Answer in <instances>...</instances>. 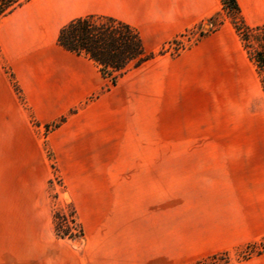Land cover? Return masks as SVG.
I'll return each mask as SVG.
<instances>
[{
    "label": "crops",
    "instance_id": "obj_1",
    "mask_svg": "<svg viewBox=\"0 0 264 264\" xmlns=\"http://www.w3.org/2000/svg\"><path fill=\"white\" fill-rule=\"evenodd\" d=\"M236 1L248 26L264 24V0ZM221 12L219 0H30L0 19V151H25L41 170L35 207L17 215L6 235L14 264H184L264 237V210L249 207L244 172L239 193L229 166L213 155L231 151V127L206 97L214 89L207 70L221 71L220 63L236 70L237 42L253 67L227 19L177 55L129 70L115 86L91 60L56 43L70 15H104L133 27L144 49L157 53ZM111 151L165 159L127 161L110 175ZM52 166L66 190L65 199H55L74 208L80 240L55 236ZM229 264H264V253Z\"/></svg>",
    "mask_w": 264,
    "mask_h": 264
},
{
    "label": "rangeland",
    "instance_id": "obj_2",
    "mask_svg": "<svg viewBox=\"0 0 264 264\" xmlns=\"http://www.w3.org/2000/svg\"><path fill=\"white\" fill-rule=\"evenodd\" d=\"M73 17L74 15H70L66 21L68 22ZM219 19H226L223 12L218 16ZM209 28L210 24L206 21L194 29L192 28V31L185 32L184 36L180 38V42L183 47H189L192 41L198 37L199 32H206ZM233 39L234 42H237L235 36ZM236 46L238 50L236 70H227L226 65L220 63L221 66L217 65L216 69L221 68V71L210 73L207 70L206 74L207 81L211 79L214 81V89H206V97L214 98L217 118L222 119L223 122L229 119L231 127V151L213 155L214 159L229 166L232 176L236 177L239 193L244 172L249 207L255 210L258 205H261L264 210V94L260 90L252 65L247 60L243 62V54L238 42ZM172 48L173 46H171ZM143 96L147 100L149 99L148 87L144 90ZM227 108H229L228 111ZM148 116V109L146 110L143 105L140 124L143 132L149 128V122L146 120ZM50 130H46L43 126L41 132L46 135ZM43 149L50 163L52 157L44 144ZM149 155H155L159 160L165 159L164 153L140 154L111 151L109 153L110 175H117L121 172V167L125 162L145 159ZM28 156L25 151L13 153L0 151V264H14L13 248L10 247L11 243L7 246L6 235L11 232L17 222L18 217L16 216L23 211L29 212L30 209H33L36 197L42 192L39 179L41 170L39 168L34 170L28 162ZM174 159H180V154H174ZM35 171H38V179L34 178ZM52 172L54 176L47 185L52 212L54 210L65 212L67 202L58 205L55 198L60 194L65 199L66 190L60 174H57L55 170ZM243 248L228 252L230 263L238 262L237 256ZM209 251L211 250H205L202 253L205 255ZM207 256H203L199 261L205 260V264H211L207 261L209 257ZM193 257H187L191 262L184 264H195L198 259L194 260ZM215 264H222V260H218Z\"/></svg>",
    "mask_w": 264,
    "mask_h": 264
},
{
    "label": "trees",
    "instance_id": "obj_3",
    "mask_svg": "<svg viewBox=\"0 0 264 264\" xmlns=\"http://www.w3.org/2000/svg\"><path fill=\"white\" fill-rule=\"evenodd\" d=\"M29 1L0 0V19L11 14ZM219 2L224 16L233 27L243 50L253 64L264 94V24L253 27L248 26L243 19L236 0H219ZM219 15L215 14L207 20L210 28L206 32H199L198 37L192 41L191 45L195 44L207 33L219 29L223 23V20H218ZM183 36L184 34L181 35V37ZM180 38L169 42L157 53L147 52L143 47L138 32L125 22L104 15H85L73 18L65 23L58 31L56 43L70 53L84 56L91 60L102 78L108 81L109 86H115L118 79L129 70L138 68L156 56L164 54L177 55L184 50L185 47L180 42ZM171 46H173L172 49ZM10 81L13 88L18 91L17 84L11 75ZM105 89L107 87L103 90ZM64 121L65 118L62 117L56 122L46 125L45 128L46 130L54 129ZM52 168L55 170L54 166ZM52 221L57 238L80 240L83 237L82 226L77 221L75 210L71 205H67L65 212L54 210ZM263 253L264 237L258 242L246 245L240 250L236 260H246ZM218 260H222V264L231 262L227 252L207 258V261L211 264H215ZM195 264H205V260L197 261Z\"/></svg>",
    "mask_w": 264,
    "mask_h": 264
}]
</instances>
